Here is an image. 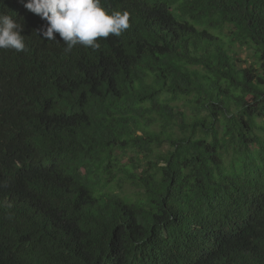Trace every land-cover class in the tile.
Returning <instances> with one entry per match:
<instances>
[{"label":"trees","instance_id":"obj_1","mask_svg":"<svg viewBox=\"0 0 264 264\" xmlns=\"http://www.w3.org/2000/svg\"><path fill=\"white\" fill-rule=\"evenodd\" d=\"M0 0V264H264V0H100L65 52Z\"/></svg>","mask_w":264,"mask_h":264},{"label":"clouds","instance_id":"obj_2","mask_svg":"<svg viewBox=\"0 0 264 264\" xmlns=\"http://www.w3.org/2000/svg\"><path fill=\"white\" fill-rule=\"evenodd\" d=\"M24 8L46 21L40 34L55 40L54 33L62 38L64 51L81 45L98 49L99 38L120 36L129 25V13L115 11L108 14L100 0H26ZM22 25L11 16L0 14V49L25 50Z\"/></svg>","mask_w":264,"mask_h":264}]
</instances>
